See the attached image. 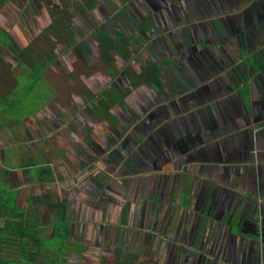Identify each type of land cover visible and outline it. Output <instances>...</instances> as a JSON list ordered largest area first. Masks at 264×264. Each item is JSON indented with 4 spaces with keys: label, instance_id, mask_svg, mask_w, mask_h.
I'll use <instances>...</instances> for the list:
<instances>
[{
    "label": "crops",
    "instance_id": "crops-1",
    "mask_svg": "<svg viewBox=\"0 0 264 264\" xmlns=\"http://www.w3.org/2000/svg\"><path fill=\"white\" fill-rule=\"evenodd\" d=\"M214 1L221 8L217 5V9H200L198 15L201 13L203 18L194 24L214 23L218 24L217 27L221 25L228 30L238 29L237 34L229 36L230 43H235V38H239L242 45L240 55L235 57L233 46L226 40L229 44L228 51H232L233 55L227 58L228 72L214 73L210 80H207L209 75L204 77L198 72L199 75L195 73L191 81H187L188 75L181 74L186 81L185 85L189 86L187 93L178 92V97L184 103L175 117L181 120L190 118L194 127L197 126L195 132L199 142L195 148H190L191 151L198 152L197 159L185 161L190 152L183 153L181 162L174 152L171 154L166 151L160 169L147 170L143 165H137V174H143L139 178L141 180L138 179L140 182L135 184L134 178L129 177L133 178L129 189L118 194L112 193L107 187L108 183H94L97 172L87 168L92 161L83 162L82 154L86 150L82 152V149H78V146L82 147V142L85 149L90 143L110 151L107 153H113L114 148H107V144L105 145L113 139L112 132L105 129L107 131L103 137H99L98 128L94 129L86 119H83L84 123L80 126L87 127L86 130L78 132L74 122L79 121L74 119L67 123L71 118L65 120L62 117L59 119L63 122L60 125H63L62 133H55V130L53 132L54 140L58 143L57 151L51 153L41 145L40 135L38 137L40 131L35 128L42 123H38L36 116L35 120L30 118L33 124L30 119H26L20 125L22 121L14 122L0 115V126L9 130L7 142L0 145V152L2 154L8 150V157L17 158L20 163L8 174L11 176L20 169L18 174L22 175L23 180H33V185L10 188L16 192L18 206L21 207L23 200L27 205L28 198L34 195L40 199L47 195L49 202L67 204L65 216L70 234L62 248V264H264V0ZM19 11L18 15L22 10ZM4 13L5 11H0V19L5 16ZM12 13L15 16V12ZM190 20L188 18L182 24L190 28L194 25L188 22ZM244 57L246 62L250 58L255 60L259 70L253 74L255 67L249 69L247 65H243ZM237 61L240 62L238 69L234 65ZM188 64L184 61L182 69L188 68ZM205 88L208 93L204 98L201 91ZM242 88L247 93H253L250 106L246 102V95L244 96L247 93H242ZM115 103L117 104L116 100ZM46 111L48 109L44 107L41 112ZM205 112L211 119L219 122L214 120V126L208 125L205 129ZM219 114L224 121L219 119ZM172 116L171 113L167 119ZM108 117L112 121L108 125L111 128L117 127L113 114L109 113ZM26 126L28 127L25 128ZM142 143H145L143 138ZM171 146L172 144L168 149H172ZM207 148L220 149L224 154L231 151L233 154L229 155V161L208 160L211 156L207 152L200 153ZM41 150L52 159L45 166L31 163L33 154L41 155ZM234 155L236 156L233 157ZM25 157L29 162L23 165ZM66 161L71 163V171L65 168ZM98 163L94 164L99 166ZM117 163L119 161L114 164ZM28 165H34L30 168L35 167L41 172L50 167L54 175L52 181L45 183L46 178L40 172L37 177H33ZM185 165L186 167H180ZM25 168L29 170L26 174ZM117 171L116 166L107 167L105 171L101 169L108 177V174ZM76 174L77 179H73L76 184L72 186L69 179ZM91 175L94 176L93 179L86 183ZM82 176L85 184L80 187L81 182L78 183V180ZM157 177H165L166 181L158 201L156 231L150 230L147 224L150 201L147 199L149 188L146 187V182L150 178L155 181ZM35 186L37 191L34 192ZM150 189L154 191L153 186ZM123 196H127L124 198L127 204L125 209L129 211L125 217L117 204L123 202ZM153 197L154 195L151 199ZM113 200L116 202L112 203ZM40 201L45 203L40 209L41 215H44L40 221L43 224L48 221L49 224L41 225L39 235L42 239L54 241V223L59 214L49 208L48 202ZM37 218L38 216L33 217L36 222ZM151 222L152 220L150 224ZM150 240L153 244H149ZM55 251L49 250L53 259L57 257Z\"/></svg>",
    "mask_w": 264,
    "mask_h": 264
},
{
    "label": "flooded vegetation",
    "instance_id": "flooded-vegetation-1",
    "mask_svg": "<svg viewBox=\"0 0 264 264\" xmlns=\"http://www.w3.org/2000/svg\"><path fill=\"white\" fill-rule=\"evenodd\" d=\"M17 1H19V3H17ZM79 1L80 5L73 2L70 3L72 5L64 6L62 11L64 14L61 12L59 13L60 15H58V17L62 18L65 15H68L69 18L74 20L77 18V16L80 17L84 15L87 17L90 11L88 9L89 4L96 6L94 10L95 12L101 5V0ZM68 2H72V0H68ZM138 2L139 5H136L134 2L132 3L130 1L124 0V6L128 7V10L126 11L122 8L123 15L128 14V11H130L132 15H135L134 19L133 17L131 18V27L133 30L128 32L122 29L118 32L122 33L127 39L126 42L121 43L123 47L125 45L124 51L131 52V55H128V57L125 56V58L128 59V62L121 65L119 72L114 78L112 77L113 75L107 74V71L104 75L100 73V70L92 71V68L97 66L100 61L103 63L102 59L97 55V48H100L101 45L97 43L98 41L96 42V39H93L94 41L91 40L93 45L91 46L92 50H89V52L86 49L87 47L85 44L78 45L80 43V38L78 39L77 37L81 32L77 30L76 25L81 24V22L78 24L75 21L72 22L71 28L66 26V23L64 22L61 24H56L54 27L50 26L47 29L51 31L48 33L50 38L52 36V43L48 47L49 57L47 59H43V62H49L51 59H53L52 57L54 54L58 56V59L54 61V63H52L47 68V70L56 63L64 62L65 57L68 59V61H72L74 57H86L84 58L83 69L80 74V78L83 79L81 80L83 82L87 81L84 83L83 89L81 90V115H87L88 118H84L86 119L87 123L89 125H93L94 129L98 128L97 136L103 137V134L107 130L113 134V139L107 141L105 145L107 144V148L112 146V148L116 149V151L109 155L107 152L110 151H106V149H103L100 146L89 143V146L85 149L86 151L82 154L87 159L84 160L83 158V162L88 163L92 161L91 164L94 165L93 160L98 158L99 160L101 159V161L104 160V165L109 168L113 167L111 164L120 161L124 157L123 155H128V153L132 150L133 151L129 155L132 159L127 165L134 170L139 169L137 165L141 167L143 165L147 170H155L156 168L160 169L164 162L166 151L171 154L174 152L176 155H178L179 159H181L183 153L189 154L190 152L185 161L197 159L199 155L198 152L190 150L191 147L195 148L199 142V137L197 136V132H195V128L197 126L195 125L194 127V123L190 118L181 120L179 117H175V114L180 111V106L183 105L184 101H181L178 97V92L180 90L174 83L172 74L176 72L177 75V73L180 72L181 74L188 75L187 81H191V77H193L194 73L199 75V70H202L200 73L203 74L204 77H207L211 73L214 74L228 72L229 64L227 63V58L233 57V55L235 57L240 55L242 40L234 37L235 43H230L231 41L229 38L230 35H234L235 33L237 34L239 32L238 29L228 30L222 28L220 24V26L217 27L218 24L216 25L214 23L200 22L194 24L190 28L187 26L189 28V41L183 40L181 28L185 25L182 24V21L187 19V16L192 17L194 15H198L200 9L219 8L220 6L214 3V0L213 2L210 0H181V2H175L174 0H138ZM6 3H8L7 6ZM6 3H4L0 9V11H5V15H7V10H14L15 16H17V10H23L25 6L21 0H10ZM50 6V8L47 7L49 9L48 11H45L43 7V13H47L49 18H51L50 14L53 11L52 9L55 8L53 5ZM147 6L151 8V13L147 12ZM133 12H136V14H133ZM136 15H139L138 18ZM42 16H45V14H42ZM18 29L21 33H23L21 27L18 26ZM70 29L72 31H70ZM94 31L96 33L103 32H99L96 29L92 31L93 34L95 33ZM173 32L175 33L172 35ZM41 33L42 32H40V34ZM56 33L63 34L58 35L59 40H56L54 37ZM33 34L34 36L36 34V36L39 38L46 37L44 33L41 36H38L36 33V28L33 29ZM10 35L14 41H17L18 44H16L20 46L19 43L21 44V42L19 39L16 38L14 34ZM72 35H74V37ZM113 35H116V33ZM27 40V45H25V47H20L23 49L28 48V50L38 53L39 45L31 44L33 38H28ZM226 40H229L228 43L233 46V55L232 51H228L227 46L229 44L226 42ZM53 45L56 46L57 50L55 49L51 52ZM201 45L206 46L201 47ZM78 46L83 47L77 51L76 47ZM215 46L221 48L220 51L215 50L213 48ZM73 50L77 52V54H75ZM6 52H1V54L3 53V55H0L1 62L7 60L8 57H6ZM7 54L8 56L10 55L8 52ZM27 57L30 58V56ZM89 58L92 60V62L89 60ZM118 60V58L115 59V61ZM153 61L157 62L159 66L163 68L161 75L164 83L170 84V87H164L165 89L163 91L160 93L158 92V97H154L152 93H157V91L152 90V88L148 86H138L136 83H134V76L135 74L141 72L143 64H149ZM184 61L189 63L188 68L185 70L182 69V63ZM68 69L70 68L68 67ZM135 92L139 94V98L137 97L138 99H135ZM201 92L202 96L205 98L208 93L207 89L205 88ZM120 93H122L126 101L120 102V104H116L114 101L112 104L113 99L115 100L116 98L113 96V94L120 96ZM132 96H134V98ZM167 99H169L168 101H171L170 104L167 103ZM178 102L181 103L179 104ZM97 105L98 108L95 109V106ZM99 105L101 106V109H99ZM108 105H110L109 113H112L115 117V120H117V127L114 126L115 128H111L108 125V123H111L112 121L110 117L106 116L107 114H104V111H106ZM92 111H96L98 115L96 113V115L93 114ZM171 113L173 116L168 120L167 117L168 115H171ZM99 116L101 117L99 118ZM204 116V128L207 129L208 125L213 127L215 119H211L208 113L204 114ZM221 118L222 117H220L219 114V119L224 121V119ZM215 121L219 122L217 119ZM82 128L86 130L87 127L85 128L84 126ZM211 132L213 131L211 130ZM142 138L145 141L144 145H142ZM200 139L203 140L202 137H200ZM203 142L206 141L203 140ZM170 144H172V149H168ZM246 149L247 152H249L248 148ZM206 152L211 157H214H210L208 160L219 161H229L230 156L233 154L231 151L229 154H224L222 150H215L214 148H207L205 152L202 151L200 153L204 154ZM235 156L236 155L233 157ZM110 159L113 161L111 164L108 162ZM182 160L183 159H181V162ZM98 162L100 163V161H96V164ZM180 167H186V165ZM102 175L103 177L105 176V179H108L106 173L101 172V177ZM152 180L153 179L150 178L146 182V187L149 188L147 192V199L150 201L148 206L150 215L147 216V224H149L150 230L154 229L157 231L156 222L154 219H156L155 217L157 214H159L158 201L161 195V188L166 181V178L157 177L154 179L155 181ZM103 183L104 182L101 179L97 181L98 185ZM111 183L118 185L116 182H112V180ZM152 186L154 187V191L150 189ZM129 188L130 187L127 189ZM122 191H125L123 187L120 188V192ZM152 195H154L153 199H151ZM125 197L127 196H123L121 198L123 199V202L117 203L120 205L124 217L128 215L129 212L125 209L127 208L126 200H124ZM113 202L115 203L116 200H113L112 203ZM151 220L152 222L150 224ZM151 241L152 240H150L149 244H153Z\"/></svg>",
    "mask_w": 264,
    "mask_h": 264
},
{
    "label": "rangeland",
    "instance_id": "rangeland-1",
    "mask_svg": "<svg viewBox=\"0 0 264 264\" xmlns=\"http://www.w3.org/2000/svg\"><path fill=\"white\" fill-rule=\"evenodd\" d=\"M21 1L23 2V5H25V6L19 15L14 16V15H12L13 14L12 11L15 12L14 10H12L11 12L9 10H7V16L5 15L2 19H0V23H1V25H0V28H1L0 29V39H2V40H0V55H3V53L1 54V52L7 51V49H4L5 46L10 48V46L12 45L9 37L5 40L3 39V38L7 37L6 35H4L5 32H7L9 34H14L16 36V38H18L19 41L21 42V44L19 43V45L23 46V47H25V45H27V43H28L27 39L28 38H30V39L33 38L31 44L39 45L38 46L39 47L38 48V54L39 55L36 56L37 52L31 51V54L33 56H36V57L34 59H30L27 61L26 66L29 68H33V65L35 62H43V59H47L49 57V51H48L49 48L48 47L52 43V39H51L52 36H51V38L49 37L48 32L50 30H47V29L50 26L54 27L56 24H61V23L65 22L66 26L71 28L72 22L75 21L77 24L81 22V24L76 25L77 30L81 32L80 34H78V37H77L78 39L80 38L79 39L80 43L78 45L85 44L88 52H89V50H92L91 46L93 44L91 43V40L93 39L92 38V34H93L92 31L93 30L97 29L99 32L105 31V32L110 33L111 35L118 33V31H121L122 29L125 31H128V32L133 30V28L131 27V18L133 17V19H134L135 15H132V13L130 11L127 12L128 14L123 15L122 8L125 9L126 11L128 10L127 9L128 7L124 6V0H101V5L99 6V8L96 11L97 13L93 9L89 11V15L87 17L84 15L80 16V13H79L80 17L77 16V18L75 20L69 18L68 15L67 16L65 15L62 18H59L58 15H60L59 13H61L63 11L64 6L72 5L70 3L74 2L78 5H80L79 0H72V2H68V0H21ZM125 1H130L132 3L134 2L136 5H139L138 0H125ZM174 1L175 2H181V0H174ZM2 3L3 2L0 0V6L2 5ZM17 3H19V1H17ZM7 4L8 3H6V6H7ZM50 5L55 6V8L52 9L53 10L52 13L50 14L51 18L48 17L49 15L47 13H43L44 10L45 11L49 10L48 8L51 7ZM43 7H44V10H43ZM146 10L148 13H151L150 7L147 6ZM134 13L136 14V12H133V14ZM42 14H45V16H42ZM62 14H64V13L62 12ZM138 16L139 15H136L137 18H138ZM203 16L206 17V15H203ZM188 18L191 19L188 22H192L194 24L195 22L201 21L203 17L200 13V15H194L192 17L187 16V19ZM185 20L186 19H184L183 21H185ZM18 26L21 27L23 33H21L19 31ZM32 26L34 28H36V33L38 34V36H41L44 33L46 35V37L45 38H39L36 36V34L34 36V34H33L34 28ZM3 31H5V32H3ZM40 32H42V33L40 34ZM174 33L175 32H173L172 35ZM181 33L183 36V40L189 41V38H188L189 28L187 26H182ZM61 35H63V34L61 33ZM16 43H17V41L15 42V44ZM20 46H18V47L21 51L18 50V54L15 55L17 57L12 56L11 54L8 56V54H7L8 51H7L6 52V57H8L7 60L4 59L6 61H3V62L0 61V111L3 112L2 115L7 120L14 119V122L15 121L17 122L18 120L22 121V122H20V125L23 122H25L26 119H30L31 117L33 118V120H35L34 118L36 116L38 123L39 124L42 123L41 126L35 128L37 131H40L38 133V137L40 135L41 140H42L41 145L44 146V149L50 151L51 153H54L57 151L56 145L58 143L54 140L55 134H53V132L55 130V133H57V131H60L62 133L61 130L63 129V125L60 126L63 122H61L59 119L62 117H64L65 120L67 118H71L70 120L67 121V123H69V122L71 123L74 121V119H76L77 121H79L78 122L79 125L77 122H74L77 124L78 132H81V131L83 132V128H81L80 126L84 123L83 119L88 118L87 115L86 116L81 115V111H82L81 110V108H82L81 103L82 102L80 100V97L82 96L81 90L83 89L84 83L87 82L85 80H84L85 82H83L82 81L83 79L80 78V74H81V71L83 69V61H84V58H86V57H83V56H81V57L79 56V58L74 57V59L72 61H68V59H66V57H65L64 62L56 63L54 66H52L51 68H49L45 72L44 77H45V80L49 84L46 83L45 81H40L35 86H33L32 90H30L31 85L33 84V77H32L33 72H31L29 69H27L24 66V64H22L21 55L26 57V60L29 58V57H27L29 55H26L27 52L22 51L24 49ZM204 46H206V45H201V47H204ZM82 47L83 46H78V47H76V50L78 51ZM213 48L217 51L218 50L220 51V49H221L218 46H215ZM55 49L57 50L56 46L54 45L53 50H55ZM45 51H47V52H45ZM73 52H75V51L73 50ZM75 54H77V52H75ZM14 59L18 60V67H17V62ZM51 60H53V59H51ZM89 60L92 62V60L90 58H89ZM227 63L229 64L228 61H227ZM234 65L237 68L238 66H240V62L239 63H238V61H237V63L234 62ZM243 65H247V67H249V69L250 68L252 69L253 67H255L253 74L259 70V68L256 67L255 60H252L251 58L249 59V61L246 62V57H244V64ZM260 65H262V64H260ZM68 67L70 69H68ZM95 70H100V73L104 75L107 71V67L105 64H103L100 61L97 66L92 68V71H95ZM201 71L202 70H199V72H201ZM67 73H70V74H67ZM214 75L215 74H213V73L209 74V77H207V80L212 79V77ZM172 79H173L174 83L177 85L178 89L181 91V93H187L188 92V86L185 85L186 81L182 77L180 72H178L177 75H176V72H174L172 74ZM17 81H18V83H17ZM247 91H249L248 87H247ZM247 91L245 92V88H242V93H247ZM135 93H136L135 97L137 98L139 94L137 92H135ZM252 94L250 92L247 94H244V96L246 95V102L248 103V106L251 105L250 102H251L252 98H250V97H252ZM120 97L121 98L123 97L122 93H120ZM48 101H49V105L46 104ZM43 104H44V107H47L48 111L42 113L41 111L44 107L39 110V106L43 105ZM7 107H9L11 110L10 109L8 110ZM97 108H98V105L95 106V109H97ZM99 109H101L100 105H99ZM92 113L97 114L96 111H92ZM104 114L105 115L108 114L107 110L104 111ZM37 115H39V117ZM100 117L101 116H99V118ZM33 120L30 119V122L32 124H33ZM27 127L28 126H26L25 128H27ZM31 129H33V128H31ZM8 131L9 130L7 127L0 126V145L7 142ZM58 135H61V134H56V136H58ZM81 144H82V147L78 146V149H82V152H84L85 151V145L82 142H81ZM20 148L22 149L21 146H20ZM19 151L22 152V150H19ZM131 152L128 153V156L124 155L123 159H121L119 161V163H117L116 165L111 164V163H113V161H111V159L108 161V162H110L111 165H113V167L116 166L118 169L117 172L108 174L110 176V177H108L109 179H105V176L103 177V175L101 177V169L103 171L107 170V167L104 165L105 161L104 160L101 161V159L99 160L98 158H96V160H93L94 163L96 161H100V163H98L99 166L96 164H94L95 166H92L93 164H91V165L89 164V165H87V168H88V170H90V169H91V171L93 170L94 173L97 172V175H96L97 177H96V179H93L94 176H92V175L88 176L86 183H87V181L89 182L92 179L94 180V183L101 179L104 183H108L107 187L109 188L110 192L117 193V194L120 192L121 187H123L124 189L128 188L132 184L133 178H134L135 184L139 183L140 182L139 180H141L139 178L143 177V174H137V172H136L137 170H134L133 168L127 166L128 162L131 161V159H132L129 156ZM9 154L10 153L8 150L5 152L3 151L2 154L0 152V191L3 190L4 192H7L8 190L9 191L11 190L10 189L11 187L12 188H20V187L25 186L27 184L33 185V183H32L33 180L27 179V181H25V180H23L22 175L18 174V173H20L19 172L20 169H18V171L13 173L11 176H10V174H7L5 172V169H8L9 171H11L13 169L12 171H14V167H16L20 164L17 158L13 159L11 157H8V156H10ZM110 154L111 153H109V155ZM254 156H256V154ZM89 157H91V156H89ZM127 157H129V158H127ZM85 159L86 158L84 157V160ZM31 160H32L31 163L35 162V163H38V165L41 164L42 166H45L44 164L47 162H51L52 159H51V156L49 154H46L43 150H41V155H37L35 153V154H33V158ZM22 161L24 162L23 165H26L29 162V159L25 157V158H23ZM31 163H29V164H31ZM110 164H108V165H110ZM66 165L67 166H65V168L67 167L66 169H70V171H71V169H72L71 163L69 161H66ZM32 166H34V165H32ZM126 168H128V169H126ZM30 169H32V168H30ZM127 170H129L131 173L128 172ZM30 171L33 174V177H37L38 172L44 173L35 167H33V169ZM77 175L78 174H76V176L74 178L69 179V182H71L72 186H75V184H76L73 182V179H77ZM129 177H133V178H129ZM151 177H154V175H152ZM59 178H61V175ZM2 179H4V181H2ZM5 179H7L10 184ZM110 179L113 180L112 182H116L118 185L111 183ZM84 181H85V179H83V176L81 177V179L79 178L78 183L81 182V184L79 185L80 187L84 186V184H85V183H83ZM114 185L119 186V187L115 188ZM88 187L91 188L90 185ZM33 191L34 192L37 191L36 186H35ZM141 192H143V190H141ZM13 193L16 195V192L13 191ZM13 196H11V197H13ZM131 197L133 198V195ZM20 208L23 210H28V207H27L26 203L24 202V200L21 201V207ZM34 212L36 214L35 216H38L37 219H38L39 224L44 225V226H48V224H49L48 221H47V223H44V224H43V222L41 223V221H40V219L42 220V216H44V215H41L42 210H40V209H39V211L34 210ZM4 217H5V214L0 209V226H2L4 223ZM155 218L156 219H154V221H156V223H157V216ZM45 220H48V219L45 218ZM138 225H140L139 222H138Z\"/></svg>",
    "mask_w": 264,
    "mask_h": 264
},
{
    "label": "trees",
    "instance_id": "trees-1",
    "mask_svg": "<svg viewBox=\"0 0 264 264\" xmlns=\"http://www.w3.org/2000/svg\"><path fill=\"white\" fill-rule=\"evenodd\" d=\"M1 1L3 2L2 3L3 5L4 3L10 0H1ZM2 5L0 6V9L2 8ZM95 8H96L95 5H92V4L88 5L89 10H92V9L95 10ZM19 10L21 9H18L17 11L20 12ZM70 31L72 30L70 29ZM59 34L61 33H56L54 35L56 40H59V37H58ZM4 35H6L7 37L3 39L5 40L9 37L12 43L10 48L5 46L4 49H7L8 53L11 54L12 56L17 57L15 55L18 54V50H20L19 47L15 44V41L13 40V38L11 37L9 33L5 32ZM92 35H93V39H96V42L98 41L97 43L101 45L100 48H97V52H98L97 55L102 59L103 63L106 65L107 74L113 75L112 77L114 78L116 74L119 72L121 65L126 64V62H128V59H126L125 56L128 57V55H131V52L124 51L125 45L124 47L122 46V43L126 42L127 39L120 32L116 33V35H113V34L111 35L103 31L101 33L95 32ZM72 36L74 37V35ZM93 39L92 41H94ZM22 51H26L27 52L26 55L30 56V58L26 60V57L21 55L22 64H24V66L27 69L33 72L32 74L33 84L31 85L30 90H32L33 86H35L40 81H45L46 83H48L45 80L44 73L47 70V68L52 63H54V61L58 59V56L54 54L52 57L53 58L52 61L35 62L33 65V68H29L26 66L27 61L30 59H34L39 54L36 53L37 55L33 56L31 54V51L28 50V48ZM52 51H53V48L51 49V52ZM116 58H118L119 60L115 61ZM16 62H17V67H18V60H16ZM183 65H184V62L182 63V66ZM162 69L163 68L160 67L159 64L155 61L150 62L149 64H143V68L141 72L135 74L134 76L135 78L134 83H136L138 86H145V87L148 86L152 88V90L157 91V93H152V94L154 95V97H158L159 96L158 92L160 93L165 88L170 87V84L169 83L165 84L162 79V75H161ZM194 75L196 74L194 73ZM113 96L116 97L115 100L118 104H120V102L126 101V99H124V96L122 98L114 94ZM169 99H167L168 104L171 103V101H168ZM115 100L113 99L112 104L114 103ZM48 103L49 101L46 104ZM110 105H108L107 108L104 106L107 110V113L110 112V108H109ZM43 107H44V104L40 105L39 110L42 109ZM7 108L8 110L10 109L9 107ZM2 113L3 112L0 111V115ZM108 115L109 114H107V116ZM0 119L2 120V118ZM1 120H0V123L2 122ZM12 121H14V119H12ZM31 166L32 165H28L29 168ZM28 171L29 170L26 169L25 174L28 173ZM5 172L8 174L10 171L8 169H5ZM43 172L44 173L42 174L46 178L44 182L50 183L54 176L53 171L50 169V167H47L43 169ZM10 195L11 196L14 195V196L11 197ZM16 197L17 196L13 193L12 190L10 191L8 190L7 192H4L3 190L0 191V209L5 214L4 224L3 226H0V264H49V262L53 264H62V256H63L62 248L63 246H65V243L69 240V234H70V226L67 223L66 216H65L66 211H67L66 202L52 203L47 200V198H49V196L47 195L42 199L34 195V196H30L27 200L28 210H23L18 206ZM40 200H45L46 202H48L50 206L49 208L53 211L56 210L59 214L57 215L56 222L54 223V230L56 233L54 237V241L42 239L40 237L39 233L42 230L41 225L38 222H36L35 219H33V217H36L34 216L35 215L34 210L39 211V209L43 207L42 205L45 204L41 202ZM33 248H35V250H33ZM55 249L57 251H55ZM49 250L55 251L57 253L55 254L57 256L56 259H53V256L49 254Z\"/></svg>",
    "mask_w": 264,
    "mask_h": 264
}]
</instances>
